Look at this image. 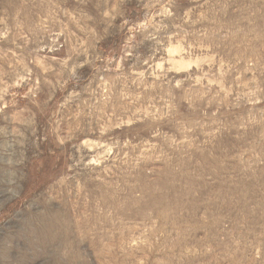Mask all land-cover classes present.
I'll return each mask as SVG.
<instances>
[{
  "label": "rangeland",
  "instance_id": "rangeland-1",
  "mask_svg": "<svg viewBox=\"0 0 264 264\" xmlns=\"http://www.w3.org/2000/svg\"><path fill=\"white\" fill-rule=\"evenodd\" d=\"M264 264V0H0V264Z\"/></svg>",
  "mask_w": 264,
  "mask_h": 264
},
{
  "label": "bare ground",
  "instance_id": "bare-ground-1",
  "mask_svg": "<svg viewBox=\"0 0 264 264\" xmlns=\"http://www.w3.org/2000/svg\"><path fill=\"white\" fill-rule=\"evenodd\" d=\"M71 264V263H70Z\"/></svg>",
  "mask_w": 264,
  "mask_h": 264
}]
</instances>
